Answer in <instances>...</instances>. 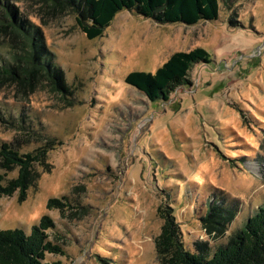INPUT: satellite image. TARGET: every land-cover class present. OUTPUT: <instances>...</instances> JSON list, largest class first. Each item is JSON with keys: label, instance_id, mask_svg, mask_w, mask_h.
<instances>
[{"label": "rangeland", "instance_id": "obj_1", "mask_svg": "<svg viewBox=\"0 0 264 264\" xmlns=\"http://www.w3.org/2000/svg\"><path fill=\"white\" fill-rule=\"evenodd\" d=\"M4 1L42 36L67 91L54 87L52 76L33 88L0 82L6 119H0V145L19 138L26 153L52 143V169L26 200L0 196V229L28 234L46 214L55 223L49 239L63 255L46 254L45 261L160 264L157 209L170 205L186 249L197 240L211 252L225 245L264 200V0H218L217 19L192 25L157 23L122 9L91 40L68 8L50 0ZM2 11L0 5L3 24ZM16 46L9 29L0 31L2 58ZM196 47L209 61L193 64L187 83L167 100L150 101L124 81L131 71L153 73L172 53ZM21 117L32 127L27 134L10 122ZM64 196L72 205L64 216L46 208L49 198ZM209 204L238 208L219 236L199 220Z\"/></svg>", "mask_w": 264, "mask_h": 264}, {"label": "trees", "instance_id": "obj_2", "mask_svg": "<svg viewBox=\"0 0 264 264\" xmlns=\"http://www.w3.org/2000/svg\"><path fill=\"white\" fill-rule=\"evenodd\" d=\"M51 5L68 8L76 13V21L87 39L102 35L117 12L122 9L134 11L157 23L181 22L186 25L196 24L201 20L218 18V0H50ZM3 24L0 31L9 29L14 40L19 44L16 51H9L10 58L0 56V82L11 79L20 85L31 88L39 78L52 76L56 79L54 87L67 90L61 81L60 70L45 51L42 36L29 25L22 22L18 13L8 2L0 0ZM9 16L7 19L5 16ZM30 37L29 41L23 33ZM32 48V50H31ZM208 52L202 47L191 51H176L153 73L131 71L124 81L145 94L150 101L167 100L177 87L186 84L190 67L195 63H207ZM48 74V75H47ZM51 84V83H50ZM52 85V84H51ZM0 119L6 120L5 118ZM17 125L23 133L30 127L29 122L21 117ZM25 130V131H24ZM27 134V133H26ZM30 135V134H28ZM22 139L0 145V196H12L17 193V201L27 198L28 189L34 186L43 172H50L48 152L52 150L51 141L33 151H19ZM16 170L13 178L6 177L7 172ZM74 190V189H73ZM66 196L49 198L48 209H57L61 216L70 208ZM206 214L200 221L208 233L216 232L219 236L226 231L234 218L237 207L208 205ZM247 217L242 227L228 236L225 245H219L211 252L206 241H194L193 249H186L183 233L170 205H160L158 216L162 219L159 234L155 237V253L160 264H264V200ZM228 227V226H227ZM55 229V223L49 215H43L27 234L21 229H0V264H63L60 260L45 261L46 254L63 255L59 243L49 239L48 232ZM215 230V231H214Z\"/></svg>", "mask_w": 264, "mask_h": 264}]
</instances>
